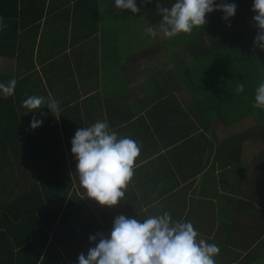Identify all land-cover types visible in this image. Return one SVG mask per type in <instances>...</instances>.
<instances>
[{
  "label": "crops",
  "instance_id": "1",
  "mask_svg": "<svg viewBox=\"0 0 264 264\" xmlns=\"http://www.w3.org/2000/svg\"><path fill=\"white\" fill-rule=\"evenodd\" d=\"M137 6L140 12L132 13L120 12L114 0H0V82L17 80L14 95L0 98V123L29 131L35 115L54 119L51 126L72 138L73 131L106 120L118 136L132 138L141 149L125 196L112 208L84 197L68 147L66 168L55 163L54 173H44L40 169L53 162L45 157L28 173L15 174L30 179L25 181L34 186L31 200L41 210L57 206V214L43 215L42 231L67 261L72 254L78 264L89 237L110 235L116 216L143 220L168 212L173 222H191L198 239L218 245L216 264L264 261V253L251 257L259 247L264 250V192L252 188L256 182L264 185V111L253 107L252 94L264 79V51L254 46V21L245 38L222 51L228 75L242 77L252 99L245 107L238 98L234 104L243 108L235 114L242 121L209 130L198 119L199 104L205 107V102L175 80L177 36L158 35L147 46L131 40L130 28L148 20L146 2L137 0ZM189 52L184 58L193 64ZM243 61L258 62L261 71L242 70ZM215 76L204 73L207 80ZM33 95L55 99L61 117L46 107L45 116L24 115L22 102Z\"/></svg>",
  "mask_w": 264,
  "mask_h": 264
},
{
  "label": "clouds",
  "instance_id": "2",
  "mask_svg": "<svg viewBox=\"0 0 264 264\" xmlns=\"http://www.w3.org/2000/svg\"><path fill=\"white\" fill-rule=\"evenodd\" d=\"M145 2L150 4L153 0ZM114 4L120 12H140L137 0H114ZM156 11L161 17L159 28L149 26L145 34L153 39L158 35L172 38L191 34L205 25L207 15L215 11L223 12V20H230L236 15L237 4L218 3V0H174L170 7L158 4ZM252 11L258 30L254 46L264 51V0H253ZM16 85V79L0 82V98L13 96ZM236 92H244V85L239 84ZM21 106L26 109L24 115L31 112L45 116L42 109L46 107L57 119L61 117L59 104L51 97L33 95ZM253 107L264 111V79L255 88ZM42 125L43 120L34 115L30 128L35 130ZM140 151L138 142L118 136L106 120L79 128L71 140V153L84 197L109 208L120 204L134 177ZM89 241L95 246L79 255L78 264H216L215 257L220 252L218 245L198 239L191 222H173L168 212L143 220L116 216L110 235L97 233L90 236Z\"/></svg>",
  "mask_w": 264,
  "mask_h": 264
},
{
  "label": "trees",
  "instance_id": "3",
  "mask_svg": "<svg viewBox=\"0 0 264 264\" xmlns=\"http://www.w3.org/2000/svg\"><path fill=\"white\" fill-rule=\"evenodd\" d=\"M169 2L171 0H153L150 4L146 3L147 19L151 25L160 23L161 17L156 11L158 4L169 7ZM220 2L236 3V15L225 21L222 19L223 12L215 11L207 15L205 25L194 29L191 34H180L176 38L180 45L177 66L174 69L175 80L187 87L199 103L205 102V107L199 104L203 112L200 111L199 116L202 117L198 119L209 130L225 129L242 121L244 117L235 114L243 108L234 104L238 98L239 103L241 100L245 102V107L249 99H252L249 84L244 82L242 77L233 78L228 75V60L222 51H225L228 45L232 46L234 42L245 38L254 16L253 0H218V3ZM244 29L246 32L242 36ZM187 51H190L189 55L194 58L193 64L185 61L184 54ZM206 70L215 72L218 77L207 80L204 77ZM239 84L244 85L242 93L236 92ZM252 94L254 99L255 92ZM53 120L43 119L41 127L29 131L16 128L15 124L0 123V264H73V255H69L70 259L67 261L62 252L51 243L50 236L42 231L43 215L52 216V212L57 214V206L53 205L49 211L43 210L48 208L44 205L41 210V206L31 200L34 186L25 181L30 179H17L15 175L28 173L33 165L40 164L41 159L45 157L53 162L51 161L50 166L40 169L44 173H54L55 169L51 170V166L55 163L62 168L67 167L68 162L63 155L65 149L71 150L70 139L72 140L75 132H72V138L69 137L71 133L64 136L58 127L51 126ZM11 129L16 131H10ZM47 129L49 135L46 133ZM48 151H54L55 154L50 156ZM252 188L259 195L264 192V185L260 182H256ZM53 196L51 193L49 198L54 204L56 200ZM62 196H66V193ZM60 203H65V197L60 199ZM250 214L255 215V211H250ZM92 245L95 244L89 241L84 248L89 250ZM245 261L247 260L242 263L246 264Z\"/></svg>",
  "mask_w": 264,
  "mask_h": 264
},
{
  "label": "rangeland",
  "instance_id": "4",
  "mask_svg": "<svg viewBox=\"0 0 264 264\" xmlns=\"http://www.w3.org/2000/svg\"><path fill=\"white\" fill-rule=\"evenodd\" d=\"M141 24L142 23H140L139 26H132L130 28V38H131V40L134 43H136V44H138L140 42H143V45L144 46H147L149 44H152V42L154 41L153 38H151V37H149V36H147L145 34V29L147 27H149L148 20H145V26H142ZM176 45H180V43H177ZM232 54H233V61L235 62L234 68H236V58H234L235 54H234V52ZM244 69L254 70L253 72H257V73H259L261 71L260 64L258 62L257 63H253V64H251V62H249L248 64H246L245 61H243V63H242V70H244ZM237 70H241V69H237ZM219 240H221V237L219 238ZM261 248L262 247H259L258 250L252 251L251 252V257L254 254H256V253H264V250H262ZM252 262H254L256 264L264 263V261H262V260H259V261H255V260L253 261L252 260ZM249 263H250V261H247V264H249Z\"/></svg>",
  "mask_w": 264,
  "mask_h": 264
}]
</instances>
